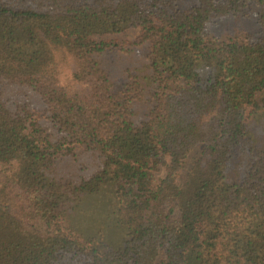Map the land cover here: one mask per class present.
Here are the masks:
<instances>
[{
    "label": "trees",
    "instance_id": "obj_1",
    "mask_svg": "<svg viewBox=\"0 0 264 264\" xmlns=\"http://www.w3.org/2000/svg\"><path fill=\"white\" fill-rule=\"evenodd\" d=\"M0 79V264H264V0H0ZM78 147L122 249L65 223Z\"/></svg>",
    "mask_w": 264,
    "mask_h": 264
},
{
    "label": "rangeland",
    "instance_id": "obj_2",
    "mask_svg": "<svg viewBox=\"0 0 264 264\" xmlns=\"http://www.w3.org/2000/svg\"><path fill=\"white\" fill-rule=\"evenodd\" d=\"M139 34V29H128L121 34L98 38L131 42ZM211 68L212 65L208 66L209 70ZM0 94L2 100L14 103L38 100L36 93L30 88L2 79ZM137 114L141 117L138 110ZM238 167L240 169L242 164L240 163ZM103 168L104 159L100 153L78 147L56 162L52 178L55 183L70 184L74 200L69 204L65 223L75 232L79 241L87 244L91 240L96 245L102 244L108 249L119 250L129 240L130 232L120 221L113 183L94 179ZM228 179L227 175V182Z\"/></svg>",
    "mask_w": 264,
    "mask_h": 264
}]
</instances>
